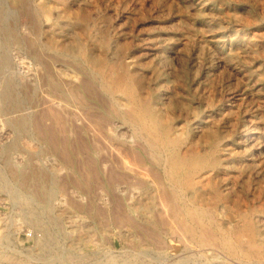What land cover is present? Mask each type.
Instances as JSON below:
<instances>
[{"label":"rangeland","instance_id":"obj_1","mask_svg":"<svg viewBox=\"0 0 264 264\" xmlns=\"http://www.w3.org/2000/svg\"><path fill=\"white\" fill-rule=\"evenodd\" d=\"M37 1L27 0L35 12H26L24 17L21 14L17 18L18 28L9 35L6 26L9 27L16 20L9 10L22 3L0 0V53H10L8 63L0 61V80L13 82V96L18 100L16 110L8 114L0 105V264H170V261L172 264H264V253L259 254L257 250V236L254 239L235 237V227L228 222V219L234 220L233 214L222 212L223 201H213L210 194L205 195L203 206L215 211L213 225L208 219L201 221L200 217L187 213L193 209L195 197L181 205L172 199L168 202V208L165 206L162 210L157 205L158 209L153 211L151 204L159 197L153 186L139 191L144 205L135 210L129 212L122 205L103 207L101 187L93 176L87 177L82 172V158L86 155L83 137L75 132L69 133L62 110H57V116L49 109L50 102L78 106L76 95L79 92L85 98L86 107L90 108L91 117L97 115L106 119L111 98L100 86L103 82L110 83L111 88L117 90L115 97H122L117 78L124 69L119 68L118 64L106 66L103 67L106 73L94 78L89 69L79 67L73 56H78L81 42L87 44L95 54L111 57L113 52L122 56L127 65V84L136 86L141 94L161 100L174 128L189 132L191 140L184 148L192 146L203 153L207 151L210 140H221L224 155H228L229 151L232 155L210 170L208 175L217 176L223 189L232 188L234 193L243 195V202L250 206L255 218L257 211L258 216L263 217L260 211H264V206L261 209L257 195L255 198L252 193L257 187L256 183L264 184V176H257V170L238 168L250 156L242 157L239 154V147L233 140L238 135H226L231 127L227 123L229 119L237 123L232 132L240 133L245 127L243 123L247 125L251 118L257 125L251 132L257 133L258 142L264 144V0H115L117 5H114V0H88L93 10L89 14L82 2L79 4L74 0L70 11L56 12L53 9L54 0H49L52 14L57 17L56 23L38 13ZM33 53L39 54L43 60L32 61L29 56ZM111 71L114 73H109ZM70 79L75 85L72 95L65 90V83ZM235 99L236 106L232 102ZM230 106L234 108L233 112L229 111ZM19 116H25L30 126L19 129L13 125L11 119ZM206 120L208 125H204ZM115 121L121 124L119 120ZM147 161L148 166L152 167L149 179L157 184L160 174L154 169L152 161ZM8 180L11 184L5 186ZM52 180L59 186L55 191L54 204L49 206ZM22 197L27 199L23 200ZM34 214L42 218L41 227L31 223L30 217ZM125 216L130 219L123 221V226L119 228L115 223L120 224L119 217ZM184 218L197 233H203L206 229L207 245H202L196 235L191 239L190 234L182 229ZM163 236L173 245V249L166 250L169 255L172 254L167 257L169 261L161 259L156 253L162 251L158 245H162ZM236 239L242 249L231 251L229 243ZM212 250L217 251L212 253ZM111 256L116 263H111Z\"/></svg>","mask_w":264,"mask_h":264},{"label":"bare ground","instance_id":"obj_2","mask_svg":"<svg viewBox=\"0 0 264 264\" xmlns=\"http://www.w3.org/2000/svg\"><path fill=\"white\" fill-rule=\"evenodd\" d=\"M10 1V0H9ZM15 3L21 2L22 5L14 6L10 8V13L15 17V22H11L12 24L7 27L8 34L11 35L18 28L17 26V18L26 12H30L33 10V7L27 3V0H13ZM32 1V0H31ZM54 0L53 9L58 11H70L72 4L79 3L85 6L88 14L92 8H90V4L88 0ZM94 1V0H92ZM113 1V0H112ZM111 1V2H112ZM238 1V0H237ZM13 2V3H14ZM29 2V1H28ZM35 2V1H34ZM49 0H38L36 2V6L38 7V13L42 14L45 17H49L53 23L57 22V17H54L52 14V7L48 4ZM115 2V3H114ZM114 5L116 1L114 0ZM131 2V1H130ZM134 2V1H133ZM142 2V1H141ZM52 3V2H51ZM92 3V2H91ZM96 3V2H93ZM105 3V2H104ZM127 3V2H126ZM53 4V3H52ZM106 4V3H105ZM121 4V3H120ZM158 4V2H157ZM10 5V4H9ZM93 5V4H92ZM112 5V4H111ZM117 5V4H116ZM123 5V4H122ZM121 5V6H122ZM126 5V4H125ZM137 5V4H136ZM7 6V5H6ZM11 6V5H10ZM79 10H81L80 5ZM97 6V5H96ZM99 6V5H98ZM105 6V5H103ZM130 6V5H129ZM4 7V6H3ZM8 7V6H7ZM74 7V6H73ZM76 7V6H75ZM92 7V6H91ZM125 7V6H124ZM95 8V7H94ZM114 9V7H112ZM123 8V7H122ZM121 8V10H122ZM139 8V7H138ZM141 8V6H140ZM84 9V10H85ZM100 9V8H99ZM105 9V8H104ZM143 9V8H142ZM34 11V10H33ZM73 11V10H72ZM82 11V10H81ZM93 11V10H92ZM126 11V10H125ZM141 11V10H140ZM35 12V11H34ZM74 12V11H73ZM78 12V11H77ZM86 12V11H85ZM108 12V10H107ZM118 12V11H117ZM84 13V12H83ZM101 13V11H100ZM65 14V13H63ZM94 14V13H93ZM129 14V13H128ZM138 14V13H137ZM11 15V16H12ZM31 15V14H30ZM35 15V14H34ZM70 15V14H69ZM80 15V14H79ZM78 15V16H79ZM97 15V14H96ZM134 15V14H133ZM143 14H141L142 16ZM37 16V15H36ZM75 16V15H74ZM85 16V15H84ZM89 16V15H88ZM87 16V17H88ZM93 16V15H92ZM118 16V15H117ZM139 16V15H138ZM24 17V15H23ZM28 17V15H27ZM39 17V16H38ZM59 17V16H58ZM80 17V16H79ZM90 17V16H89ZM105 17V16H104ZM119 17V16H118ZM130 17V16H129ZM137 17V16H136ZM135 17V18H136ZM143 17V16H142ZM214 17V16H213ZM4 18V16H3ZM67 18V17H66ZM65 18V19H66ZM76 18V16H75ZM83 18V17H82ZM125 18V17H124ZM134 18V17H133ZM140 18V16H139ZM7 19V18H6ZM25 19V18H24ZM60 19V18H59ZM58 19V20H59ZM81 19V18H79ZM85 19V18H84ZM123 19V18H122ZM10 20V19H9ZM21 20V18H20ZM30 20V18H29ZM37 20V19H36ZM50 20V21H51ZM68 20V19H67ZM82 20V19H81ZM80 20V21H81ZM89 20V19H88ZM85 21V22H88ZM100 20V18H99ZM98 20V22H99ZM143 20V19H142ZM3 21V20H2ZM1 21V22H2ZM14 21V20H13ZM60 21V20H59ZM69 21V20H68ZM79 21V20H78ZM103 21V19H102ZM124 21V20H123ZM122 21V22H123ZM133 21V20H132ZM6 23V21H4ZM8 22V23H9ZM38 22V21H37ZM92 22V21H91ZM114 22V20H113ZM3 23V22H2ZM64 23V22H63ZM124 23V22H123ZM143 23V22H142ZM24 24V23H23ZM51 24V23H50ZM65 24V23H64ZM67 24V23H66ZM111 24V23H110ZM22 23L20 24V26ZM44 25V24H43ZM54 25V24H52ZM60 25V24H59ZM71 25V24H70ZM133 25V24H132ZM140 25V24H139ZM58 26V25H57ZM73 26V25H72ZM85 26V25H84ZM100 26V25H99ZM117 26V25H116ZM22 27V26H21ZM20 27V28H21ZM40 27V26H39ZM46 27V26H44ZM128 27V26H127ZM131 26H129L130 28ZM136 27V26H135ZM65 28V27H64ZM99 28V27H98ZM111 28V27H109ZM114 28V27H113ZM132 28V27H131ZM138 28V27H136ZM37 29V28H36ZM41 29V28H40ZM58 29H60L58 27ZM80 29V27H79ZM78 29V30H79ZM92 29V27H91ZM97 29V28H96ZM143 29V28H142ZM4 30V29H3ZM35 30V29H34ZM66 30V28H65ZM90 30V28H89ZM88 30V31H89ZM113 30V29H112ZM137 30V29H136ZM18 31V30H17ZM20 31V29H19ZM41 31V30H40ZM51 31V30H50ZM68 31V30H67ZM65 31V32H67ZM80 31V30H79ZM39 32V31H38ZM48 32V31H47ZM53 32V31H52ZM72 32V31H71ZM112 32V31H111ZM117 32V31H116ZM1 33V32H0ZM30 33V32H29ZM59 33V32H58ZM99 33V32H98ZM102 33V32H101ZM104 33V32H103ZM102 33V34H103ZM122 33V32H121ZM128 33V32H127ZM16 34V33H15ZM36 34V33H35ZM34 34V35H35ZM64 34V33H63ZM116 34V33H114ZM118 34V32H117ZM17 35V34H16ZM45 36V34H43ZM54 35V33H53ZM61 35V32H60ZM74 35V34H73ZM72 35V36H73ZM24 36V35H23ZM71 36V35H70ZM93 36V34H92ZM91 36V37H92ZM97 36V35H95ZM102 36V35H101ZM104 36V35H103ZM15 37V36H14ZM26 37V36H25ZM42 37V36H41ZM59 37V36H58ZM74 37V36H73ZM98 37V36H97ZM4 38V37H3ZM21 38V37H20ZM28 38V37H26ZM40 38V37H39ZM80 38V36H79ZM78 38V39H79ZM85 39V37H82ZM95 38V37H94ZM125 38V37H124ZM106 39V38H105ZM104 39V40H105ZM156 39V38H155ZM9 40V37L8 39ZM11 40V39H10ZM52 40V39H51ZM57 40V39H56ZM90 40V39H89ZM98 40V39H97ZM108 40V37H107ZM110 40V39H109ZM123 40V39H121ZM137 40V39H136ZM2 41V40H1ZM77 41V40H76ZM106 41V40H105ZM151 41V40H150ZM154 41V40H153ZM10 42V41H9ZM33 42V39H32ZM41 42V41H40ZM39 42V43H40ZM56 42V41H55ZM78 42V41H77ZM80 42V41H79ZM96 42V41H95ZM103 42V41H102ZM102 42H100L102 44ZM22 43V42H20ZM58 43V42H57ZM89 43V41H88ZM99 43V42H97ZM109 43V42H108ZM116 42H114L115 44ZM7 44V43H6ZM18 44V43H17ZM41 44V43H40ZM76 44V43H75ZM80 44V43H79ZM95 44V43H94ZM118 44V43H117ZM20 45V44H19ZM22 45V44H21ZM43 45V44H42ZM45 45V44H44ZM81 46L78 47L79 54L74 57L77 61V64L81 69H86L91 71L94 78L101 77L105 72L103 67H112L114 64H118L119 68L124 69L121 70V74L118 76V82L120 83V91L122 92V97H115L114 92L117 91L115 88H111L110 83L107 84L103 82L100 86V89L110 95V103L108 104V117L104 119L100 116L91 117L92 113H90V108L86 107L85 98L83 95L81 96L78 92L77 103L78 106L72 107L70 105H62L60 103L50 102V111L51 113L57 115V110H62L63 115L66 118L68 124V131L70 134L78 133V135L83 137L84 146L83 148L86 151V155L82 158V172L87 177H94L102 189V196L104 202H102V206L105 208H109L111 206L117 205L124 207L126 210L130 212L132 209L139 208L143 204V197H140L139 194L142 188L153 186L155 191L159 193V197L156 201H153L151 206L153 211L155 208L158 209L157 205L164 210L165 206L168 208V202L170 200H176L179 205L186 203L189 198L195 197V205L193 209L187 212L189 215L197 216L202 219H208L214 224V210H209L207 207L203 206L205 202V195H212L213 201L214 199L223 201L222 212L233 214L234 220L228 219V222L231 223L235 227V237H248L249 239H254L257 236V250L259 254L264 253V211H260L263 217L258 216L257 218L253 216V211L250 206L243 202V195L236 194L233 192L232 188H222V184H220L217 180V176L210 177L208 172L214 169L219 164L223 163L222 161L226 159L227 156H231V152L229 151L228 155H224V148L220 146V139H212L207 144V151L201 153L199 149L194 147L184 148V145L189 143L191 140V136L187 131H179L174 128L173 124L170 122L165 110L162 107V102L158 98L154 96L141 94L137 90L138 88L131 84L130 86L125 81V73L126 72V64L124 62L125 59L123 57H119L116 53L111 52V57H107L106 54H95L91 51V49L85 44L81 42ZM119 45V44H118ZM122 46V44H120ZM6 46V45H5ZM4 46V48H5ZM12 46V45H11ZM27 46V45H26ZM25 46V47H26ZM49 46V45H48ZM62 46V45H61ZM93 46V45H92ZM106 46V43H105ZM111 46V45H110ZM126 46V45H124ZM153 46V45H151ZM10 47V46H9ZM45 47V46H44ZM50 47V46H49ZM102 47V45H101ZM108 47V46H107ZM155 47V46H153ZM177 47V46H176ZM22 48V46H21ZM28 48V46H27ZM32 48V47H31ZM51 48V47H50ZM77 48V47H76ZM96 48V47H95ZM126 48V47H125ZM34 49V48H32ZM52 49V48H51ZM173 49V48H172ZM11 50V49H10ZM20 50V49H19ZM43 50V49H41ZM40 50V51H41ZM46 50V49H45ZM95 50V49H94ZM112 50V49H111ZM119 50V48H118ZM125 50V49H124ZM37 51V50H36ZM53 51V50H50ZM69 51V50H67ZM38 52V51H37ZM107 52V51H106ZM116 52V51H115ZM9 53V51H8ZM7 51L0 53V61L9 62L10 56ZM56 53V51H55ZM100 53V51H99ZM10 54V53H9ZM40 54V52H39ZM36 53L31 54L29 58L36 62H41L42 57ZM60 54V53H59ZM71 54V53H70ZM74 54V53H73ZM174 54V53H173ZM22 55V54H21ZM26 55V54H25ZM24 55V56H25ZM66 55V54H65ZM72 55V54H71ZM109 55V54H108ZM121 55V54H120ZM20 56V55H18ZM69 56V55H68ZM175 56V55H174ZM177 56V54H176ZM72 57V56H71ZM25 58H27L25 56ZM17 59V58H16ZM174 59V58H173ZM18 60V59H17ZM22 62H25L23 59H19ZM13 61V60H12ZM11 61V63H12ZM29 61V60H28ZM73 61V60H72ZM71 61V62H72ZM174 61V60H173ZM19 62V61H18ZM21 62V63H22ZM49 62V61H47ZM175 62V61H174ZM15 64V63H13ZM20 64V63H19ZM35 65L37 63H34ZM178 64V63H177ZM18 65V64H17ZM129 65V64H128ZM175 65V64H174ZM31 66V65H30ZM9 67V66H8ZM99 67L98 70L95 68ZM7 68V67H6ZM5 68V69H6ZM29 68V66H28ZM167 68V67H166ZM27 69V67H26ZM25 69V70H26ZM230 70V69H229ZM21 71V69H20ZM18 72V71H17ZM16 72V73H17ZM90 72V74H91ZM114 73L111 71L109 73ZM129 72V71H128ZM159 72V71H158ZM166 72V71H165ZM24 73V72H22ZM27 73V71H26ZM76 73V72H75ZM15 74V72H14ZM74 74V73H73ZM77 74V73H76ZM85 74V73H84ZM27 75V74H26ZM39 75V74H38ZM52 75V73H51ZM206 75V74H205ZM34 76V75H33ZM90 76V75H89ZM133 76V75H132ZM9 77V76H8ZM19 77V76H18ZM17 77V78H18ZM26 77V76H25ZM5 78V77H4ZM23 78V76H22ZM80 78V76H79ZM79 78H77L79 80ZM82 78V77H81ZM110 78V77H109ZM116 78V77H115ZM13 79V78H12ZM46 79V78H45ZM40 80V79H39ZM93 80V78H92ZM129 80V79H128ZM52 81V80H51ZM97 81V80H96ZM125 81V82H124ZM19 82V81H18ZM23 82V81H22ZM54 82V81H53ZM100 82V81H99ZM9 79H1L0 80V105L5 113L13 112L18 106L17 98L13 96V86L11 85ZM83 83V81H82ZM123 83V84H122ZM132 83V82H131ZM139 83V82H138ZM207 83V82H205ZM68 94L72 95L74 91V83L71 79L65 83ZM84 84V83H83ZM86 84V83H85ZM61 86V85H60ZM77 86V85H76ZM138 86V85H137ZM115 87V86H114ZM140 87V86H139ZM149 88V87H148ZM142 89V88H141ZM36 90V89H35ZM63 90V89H62ZM64 90V91H65ZM88 91V90H87ZM86 92V91H85ZM148 92V91H147ZM18 93V92H17ZM87 93V92H86ZM97 93V92H96ZM16 94V93H15ZM165 94V93H164ZM66 95V94H65ZM108 95V96H109ZM17 97V95H15ZM169 96V95H167ZM19 97V96H18ZM73 97V96H72ZM242 97V96H241ZM234 98V97H233ZM22 99V97H21ZM226 99V98H225ZM163 100V99H162ZM240 100V99H239ZM242 100H240L241 103ZM25 102V101H24ZM228 102V101H227ZM233 104L236 106V99L232 100ZM23 103V102H22ZM66 103V102H65ZM76 103V104H77ZM230 103V102H229ZM26 104V103H25ZM42 104V103H41ZM22 105V104H21ZM24 106V104L22 105ZM44 107V104L42 105ZM248 106V105H247ZM20 107V106H19ZM26 107V106H25ZM40 108V107H39ZM225 108V107H224ZM1 109V110H2ZM23 109V108H22ZM245 109V108H244ZM16 110V109H15ZM40 110V109H39ZM107 110V109H105ZM237 110V109H236ZM241 110V109H240ZM18 111V110H17ZM59 111V112H60ZM218 111V110H217ZM230 112L234 111V108L230 106ZM226 112V111H225ZM228 112V111H227ZM237 112V111H236ZM28 113V112H27ZM50 113V114H51ZM95 113V112H94ZM216 113V112H215ZM218 113V112H217ZM202 115V114H201ZM215 115V114H214ZM225 115V114H224ZM230 115V114H229ZM30 116V114H29ZM59 116V115H57ZM221 116V115H219ZM223 116V115H222ZM172 117V116H171ZM210 117V115H209ZM243 117V116H242ZM10 118V117H9ZM15 118V117H14ZM37 118V117H36ZM59 118V117H58ZM234 118V117H233ZM245 118V117H244ZM29 119V118H28ZM205 119V118H204ZM203 119V120H204ZM211 119H213L211 117ZM227 119V118H226ZM236 119V118H235ZM255 119V118H254ZM115 120H119L121 124L116 123ZM197 120V119H196ZM247 120V118H246ZM212 121V120H211ZM225 121V120H224ZM13 125L17 128L22 129L26 126H30L29 121L27 125V118L25 116H19L18 118L11 119ZM173 122V121H172ZM208 125L206 120L205 122ZM228 125L230 127L227 132V137H234L238 135L235 139H233L239 147V154L244 157L246 155L250 156L249 159L242 161L241 165L238 168L241 170H257V176H264V144L261 145L258 140L259 137L251 132L257 128L256 123L250 121L249 123L244 124L243 132H232V128L237 124L234 120L229 119ZM9 124V123H8ZM12 125V126H13ZM32 125V124H31ZM201 125V124H200ZM214 125V124H213ZM189 126V125H188ZM198 127V126H197ZM29 128V127H28ZM27 128V129H28ZM191 128V127H190ZM203 128V127H202ZM210 128V126H209ZM208 128V129H209ZM223 128V127H222ZM26 129V128H25ZM31 129V128H30ZM187 129V128H186ZM264 129V128H263ZM18 130V129H17ZM35 130V129H34ZM59 130H61L59 128ZM32 131V130H31ZM50 132V131H49ZM51 133V132H50ZM254 133V134H253ZM21 134V133H20ZM214 134V133H213ZM40 135V134H39ZM64 135V134H63ZM37 136V135H36ZM35 136V137H36ZM52 136V135H51ZM78 136V137H79ZM81 137V138H82ZM20 138V137H19ZM38 139V138H37ZM54 140V139H53ZM80 140V139H78ZM227 140V139H226ZM80 142V141H79ZM263 142V141H262ZM73 144V143H72ZM82 144V143H81ZM42 145V144H41ZM190 145V144H189ZM62 146V145H61ZM136 146V147H135ZM63 147V146H62ZM88 147V148H87ZM82 148V146H81ZM254 148L257 150L255 151ZM8 149V148H7ZM60 149V148H59ZM81 150V149H80ZM7 152V151H6ZM10 152V151H9ZM73 152V150H72ZM83 152V149H82ZM9 154V153H7ZM47 155V154H46ZM132 157V158H131ZM147 159H150L154 164V169L160 174L157 184H154L149 179L150 170L152 167L148 166ZM69 160V159H68ZM241 161V160H240ZM239 162V161H238ZM71 164V163H70ZM77 164V163H76ZM72 165V164H71ZM232 165V164H231ZM238 165V164H236ZM49 167V166H48ZM233 167V166H232ZM17 168V167H16ZM237 168V169H238ZM81 169V168H80ZM235 169V168H233ZM78 170V169H77ZM239 170V171H240ZM238 171V172H239ZM248 171V173H249ZM152 172V171H151ZM52 173V172H51ZM81 173V172H80ZM235 173V172H234ZM243 172H241L242 174ZM70 174V172H69ZM82 174V175H83ZM71 175V174H70ZM83 175V176H84ZM19 176V175H18ZM86 177V179H87ZM152 177V173H151ZM51 178V177H50ZM93 179V180H95ZM61 181V180H60ZM52 185L50 186V198L48 201V205L52 206L53 201L55 200V191L59 186L58 183L54 180L51 181ZM151 182V183H150ZM10 180L4 183L5 186L10 185ZM88 184V183H86ZM95 184V185H98ZM257 187H255L254 193L252 196L256 198L259 202V205L264 206V184L256 183ZM76 185V184H75ZM233 187V186H232ZM99 188V187H98ZM152 188V187H151ZM248 189V188H247ZM150 190V189H149ZM148 190V191H149ZM143 191V190H142ZM151 192V191H150ZM209 192V193H208ZM57 193V192H56ZM145 193V192H144ZM240 193V192H239ZM17 194V193H16ZM149 194V193H148ZM155 195V194H154ZM209 195V196H210ZM18 196V194H17ZM22 196V195H21ZM156 196V195H155ZM28 197V196H27ZM27 197H22L23 200H26ZM145 198V197H144ZM153 198V197H152ZM210 198V197H209ZM20 199V198H19ZM21 199V200H22ZM254 199V198H253ZM72 200V199H71ZM93 200V199H92ZM102 200V201H103ZM148 200V199H147ZM153 200V199H152ZM172 200V201H173ZM193 200V199H192ZM245 200V199H244ZM20 201V200H19ZM29 201V200H28ZM32 201V200H31ZM47 201V200H46ZM151 201V200H150ZM22 202V201H21ZM24 202V201H23ZM35 202V201H34ZM20 203V202H19ZM30 203V202H28ZM151 203V202H150ZM189 203V202H188ZM191 203V202H190ZM256 203V202H255ZM177 204V205H178ZM175 205V204H174ZM192 205V204H191ZM47 206V205H46ZM176 206V205H175ZM115 207V206H114ZM121 207V208H122ZM149 207V206H147ZM186 207V205H185ZM189 207V205H188ZM45 208V207H44ZM49 210L51 209L48 207ZM112 208V207H111ZM151 208V207H150ZM177 208V206H176ZM174 208V209H176ZM192 208V207H191ZM46 209V208H45ZM186 209V208H185ZM138 210V209H137ZM147 210V209H146ZM42 211V209H41ZM48 211V210H47ZM100 211V210H99ZM113 211V210H112ZM118 211V209H117ZM180 211V210H179ZM186 211V210H185ZM227 211V212H226ZM32 212V211H31ZM124 212V211H123ZM135 212V211H134ZM41 213V212H40ZM115 213V212H114ZM177 213V212H176ZM223 213V214H224ZM33 214V213H32ZM126 214V213H125ZM131 214V213H130ZM188 214H186L188 216ZM35 215V214H34ZM42 215V214H41ZM40 215V216H41ZM45 215V214H44ZM123 215V214H121ZM103 216V215H102ZM182 216V215H181ZM45 217V216H44ZM114 217L115 214H114ZM124 217V216H123ZM121 218L119 217L118 223H115L119 228L123 226V221H129L130 218ZM132 217V216H131ZM177 217V216H176ZM191 217V216H189ZM175 218V217H174ZM42 219V218H41ZM41 219L39 216H31V223L36 227H41L40 222ZM117 219V218H115ZM188 219V218H187ZM195 219V218H194ZM199 219V218H198ZM163 220V219H162ZM190 220V219H189ZM50 221V220H49ZM183 227L185 231L192 236L193 239L195 235L200 239L201 244L207 245L206 234L197 233L195 228L191 226L184 218ZM192 221V220H191ZM198 221V220H196ZM199 219V222H201ZM117 222V221H116ZM207 222V221H206ZM198 223V222H197ZM196 223V224H197ZM48 224V223H47ZM201 224V223H198ZM216 224V223H215ZM42 225V224H41ZM46 225V224H44ZM171 226V225H170ZM178 226V224L176 225ZM194 226V225H193ZM203 226V225H202ZM200 225V227H202ZM47 227V226H46ZM158 227V226H157ZM156 227V228H157ZM206 227V226H205ZM169 228V227H168ZM179 230V227H177ZM159 229V228H158ZM175 229V228H174ZM199 229V228H198ZM202 229V228H201ZM209 229V228H208ZM160 230V229H159ZM167 230V229H166ZM233 230V229H232ZM115 231V230H114ZM118 231V230H117ZM148 231V230H147ZM161 231V230H160ZM46 232V231H45ZM116 232V231H115ZM164 232V230H163ZM167 232V231H166ZM181 232V231H179ZM209 232V231H207ZM225 232V231H224ZM47 233V232H46ZM137 233V232H136ZM173 233V230L171 234ZM213 233V232H212ZM232 235V232H230ZM234 233V232H233ZM186 234V233H185ZM210 234V232L208 233ZM45 235V233H44ZM179 234H176L178 236ZM213 235V234H211ZM234 235V234H233ZM48 236V235H47ZM169 236V235H168ZM180 236V235H179ZM214 236V235H213ZM160 237V236H159ZM184 237V236H183ZM191 237V239H192ZM210 238V237H209ZM212 238V237H211ZM222 238V237H221ZM226 238V237H225ZM39 239V238H38ZM160 239V238H159ZM216 239V238H215ZM223 239V238H222ZM235 239V238H234ZM157 240V239H156ZM187 240V239H186ZM209 240V239H208ZM211 240V239H210ZM213 240V239H212ZM224 241L227 240L223 239ZM154 241V240H153ZM179 241V240H178ZM182 241V238H181ZM180 241V242H181ZM196 241V240H195ZM38 242V240H37ZM47 241L45 240V243ZM141 242V240H140ZM155 242V241H154ZM159 242V241H158ZM184 242V241H183ZM182 242V243H183ZM191 242V241H189ZM218 242V241H217ZM227 242V241H226ZM225 242V243H226ZM43 243V242H42ZM197 243V242H196ZM212 243V242H211ZM219 243V242H218ZM228 243V242H227ZM159 244V243H158ZM161 247L162 251H158L156 253L159 254L160 258L166 261H169L168 256L172 255L166 252L167 249H173V245L169 243L168 240L162 237ZM186 244V243H185ZM189 244V243H187ZM202 244V245H203ZM210 244V243H209ZM215 244V243H214ZM247 244V243H246ZM255 242L253 243V245ZM216 245V244H215ZM228 245V244H226ZM252 245V247H253ZM201 246V245H200ZM218 244L216 245V247ZM223 246V245H222ZM248 246V245H247ZM251 246V245H250ZM256 246V245H255ZM185 247V246H184ZM211 247V246H210ZM228 247V246H227ZM155 248V247H154ZM204 248V247H203ZM251 248V247H250ZM194 249V248H193ZM214 249V248H212ZM226 249V248H225ZM229 249L231 251L241 250V244L237 241V239L233 242L229 243ZM196 250V249H195ZM198 250V249H197ZM204 250H206L204 248ZM246 250V249H245ZM154 251V250H153ZM192 251V250H191ZM217 251V250H215ZM212 250V253L215 252ZM210 252V251H209ZM200 253V252H198ZM204 253V252H203ZM206 253V252H205ZM208 253V251H207ZM145 254V253H144ZM148 254V253H147ZM210 254V253H208ZM111 255V254H110ZM149 255V254H148ZM147 255V256H148ZM157 255V254H156ZM195 255V254H194ZM201 255V254H200ZM215 255V254H214ZM60 256V255H59ZM63 256V255H62ZM144 256V255H143ZM152 256V255H151ZM193 256V255H192ZM198 256V255H197ZM206 256V255H205ZM208 256V255H207ZM212 256V255H211ZM218 254L216 255V257ZM191 257V256H190ZM214 257V256H213ZM65 258V257H64ZM68 258V257H67ZM149 258V257H148ZM154 258V257H153ZM158 258V257H157ZM159 258V259H160ZM229 258V257H228ZM231 258V257H230ZM62 259V258H61ZM111 263H116L113 256L109 258ZM152 259V258H151ZM155 259V258H154ZM171 259V258H170ZM200 259V258H199ZM205 259V258H204ZM250 259V258H249ZM248 259V260H249ZM72 260V259H71ZM149 260V259H146ZM156 260V259H155ZM224 260V259H223ZM227 260V259H226ZM233 260V259H231ZM162 261V260H160ZM183 261V260H182ZM187 261V260H186ZM208 261V260H207ZM66 262V261H65ZM139 262V261H138ZM144 262V261H143ZM185 262V261H184ZM182 262V263H184ZM209 262V261H208ZM167 263V262H166ZM173 263V262H172ZM170 261V264H172ZM180 263V262H179ZM178 263V264H179ZM237 263V262H235ZM138 264V263H137ZM143 264V263H141ZM149 264V263H148ZM154 264V263H153ZM176 264V263H175ZM224 264H227L226 262ZM242 264V263H241Z\"/></svg>","mask_w":264,"mask_h":264}]
</instances>
